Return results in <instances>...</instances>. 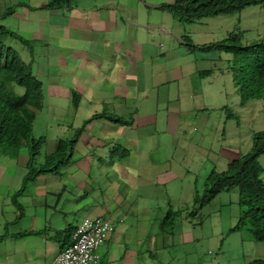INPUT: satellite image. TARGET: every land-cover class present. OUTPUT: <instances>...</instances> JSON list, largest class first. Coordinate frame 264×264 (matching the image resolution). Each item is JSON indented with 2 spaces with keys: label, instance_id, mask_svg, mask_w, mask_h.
Returning <instances> with one entry per match:
<instances>
[{
  "label": "crops",
  "instance_id": "1",
  "mask_svg": "<svg viewBox=\"0 0 264 264\" xmlns=\"http://www.w3.org/2000/svg\"><path fill=\"white\" fill-rule=\"evenodd\" d=\"M175 1L20 0L1 11L15 9L5 17L16 19L8 27L28 40L23 54L33 58L43 84L34 121V136L43 141L36 165L62 140L76 143L69 163L27 184L30 147L0 150V264H52L88 216L114 221L99 264L217 260L208 257L203 222L171 194L179 197L180 184L187 182L188 190L191 179L198 184L193 157L207 171V156L216 166L223 156V172L243 156L237 147L213 148L222 122L213 129L204 119L199 124L215 105H226L229 90L219 80L233 69H201L207 55L196 52L205 44L168 8ZM198 125L207 133L191 131ZM210 171L205 187L218 169ZM224 194L243 214L241 192L223 190L216 198Z\"/></svg>",
  "mask_w": 264,
  "mask_h": 264
},
{
  "label": "trees",
  "instance_id": "2",
  "mask_svg": "<svg viewBox=\"0 0 264 264\" xmlns=\"http://www.w3.org/2000/svg\"><path fill=\"white\" fill-rule=\"evenodd\" d=\"M252 5L264 7V0H176L169 3L168 8L181 22L195 24L220 14H233ZM14 11L13 8L5 13L0 12V20ZM187 37L190 44H193L191 37ZM21 45L22 49L19 47ZM24 45L31 48L27 39L0 22V150L17 154L22 148L30 147L27 184L37 175L56 171L69 163L76 140H62L57 150L48 155L46 163L36 165L43 141L34 136V121L36 110L43 107V84L34 73L33 58L28 61L23 54ZM201 48L231 53L229 69L234 71L243 104L264 97V38L245 45L242 33L235 31L223 40ZM16 86L23 89L22 94L17 93ZM262 155L264 131L255 135L250 153L234 160L226 171H213L207 180L204 194L198 193L195 200L205 206L223 190L238 189L245 210L231 231L248 229L258 241L264 242ZM249 264H264V260L257 259Z\"/></svg>",
  "mask_w": 264,
  "mask_h": 264
},
{
  "label": "rangeland",
  "instance_id": "3",
  "mask_svg": "<svg viewBox=\"0 0 264 264\" xmlns=\"http://www.w3.org/2000/svg\"><path fill=\"white\" fill-rule=\"evenodd\" d=\"M0 1L1 12L11 8L12 4H18L20 0ZM0 22H4L7 26L11 22L12 26H15L16 19L13 17L5 18L0 20ZM187 27L192 32L191 36L198 44L210 45L223 40L235 31L242 33V42L245 45L251 44L264 38V7L262 5L248 6L242 11L233 14H220L207 18L202 22L190 24ZM203 55H207V59L206 61H200L202 70L211 69L213 72H216L222 68L227 71L231 65L232 55L229 52L215 49L207 51L199 50L196 52V56ZM219 83L220 86L229 90L228 96H225L228 99L227 103L222 106L215 105L217 106L216 109L209 111L211 114L205 118H203V115L200 116L199 124H202L201 119H204L207 122V126L213 129L215 125L219 126L222 122L221 141H218L217 137V140L214 141L215 146H213L217 153L223 151L227 146L237 147L240 150V155L250 153L254 146L255 135L260 131H264V97L251 99L246 104H243L234 71H228L227 74L221 75ZM15 88L17 89V93H23L22 88L17 86ZM52 111L54 110H49L47 114H51ZM60 117L62 118V116ZM205 130L204 125H198L197 128L194 127L191 131L203 135L207 133V130ZM197 140L203 141L204 139L198 138ZM222 144L223 147L221 146ZM195 153L197 154V151ZM206 160L207 171L199 169L201 158L193 157L191 159L193 170H196V175H200L199 178L197 177L199 182L196 184L195 180L191 179L192 184L185 191L183 188L187 182L180 184L178 188L180 196L175 197L171 194L172 202L175 205L183 204L185 211L189 212V214L191 213L196 222H203L199 225V229L202 226L206 233L208 257H215L217 259L212 262L213 264H246L243 263L245 262L243 257H238L241 255L251 258L253 261L257 259L264 260V242L256 240L248 229L238 232L231 231L237 225L243 210L238 202L231 203L227 201L225 196L227 194H224V196L220 195L216 200L205 206L196 202L197 190L200 191V194H204L205 192V178L207 174L211 172L212 168H217L219 171L222 168L221 166H223L222 162L225 161L224 157L220 156L219 165L216 166L212 161V157L207 156ZM260 163L264 167V155L260 157ZM192 211L195 213H192ZM247 239H252L253 242ZM252 245L256 247L252 249ZM244 251L248 253L249 257L245 255Z\"/></svg>",
  "mask_w": 264,
  "mask_h": 264
},
{
  "label": "built area",
  "instance_id": "4",
  "mask_svg": "<svg viewBox=\"0 0 264 264\" xmlns=\"http://www.w3.org/2000/svg\"><path fill=\"white\" fill-rule=\"evenodd\" d=\"M114 230L111 217L84 218L74 234L73 243L60 253L52 264H99V248Z\"/></svg>",
  "mask_w": 264,
  "mask_h": 264
}]
</instances>
